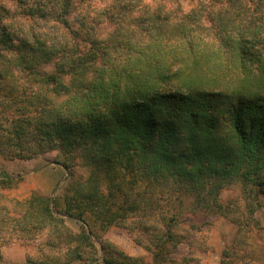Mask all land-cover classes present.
<instances>
[{
  "label": "trees",
  "instance_id": "obj_1",
  "mask_svg": "<svg viewBox=\"0 0 264 264\" xmlns=\"http://www.w3.org/2000/svg\"><path fill=\"white\" fill-rule=\"evenodd\" d=\"M88 1L0 0V156L52 154L70 176L62 199L23 202L2 194L21 179H0V247L41 237L24 264H141L105 238L134 220L150 264H176L181 225L200 228L180 222L183 200L225 216L237 183L256 201L237 219L243 245L264 197V0H153L140 15L115 0L96 13L106 34ZM221 264L240 263L225 251Z\"/></svg>",
  "mask_w": 264,
  "mask_h": 264
},
{
  "label": "rangeland",
  "instance_id": "obj_2",
  "mask_svg": "<svg viewBox=\"0 0 264 264\" xmlns=\"http://www.w3.org/2000/svg\"><path fill=\"white\" fill-rule=\"evenodd\" d=\"M114 1L90 0L86 2V5L84 4L85 12L94 20L88 19L89 24L103 34L112 29L113 22H110L105 16L97 17L96 13L105 11L107 6ZM117 1L121 5L126 3L125 0ZM152 1L128 0L127 5H131V9H123L121 12L124 15L130 10L133 15H140L138 13L146 11L147 7L152 5ZM155 1L161 4L169 2V0ZM178 3L184 12H190L197 5L196 0H178ZM79 13L81 14V12ZM131 19L133 20V18ZM45 70L52 72L54 67L47 65ZM4 178L21 179L17 188L2 193L19 202L29 199L33 194L62 199L70 181L69 174L63 167L55 163L52 154L39 156L28 161H9L0 156V179ZM249 190L237 183L222 191L220 202L225 207L224 211L228 213L225 216H206L204 213L193 210V198H185L177 210L180 212V222L192 223L200 228L199 231H195L190 226L181 225L182 232L187 230L185 233L190 235H188L190 244L182 243L179 245L178 251L174 255L175 263L221 264L223 253L229 251V254L233 253L235 258L238 257L240 264H264V197L259 198L262 208L253 216L255 221L260 224V228H256L255 222H252L250 224L251 231L246 229V234L240 236V239H244L245 243L238 248L235 246L239 230L237 219H240L241 223L248 220L246 216L248 213L247 204L248 202L256 203L253 196H249ZM167 204L169 205L168 201L162 204L164 205L163 209L170 208ZM175 206H178V202ZM245 213L246 215H244ZM67 224L74 231H79V225L76 222L67 220ZM17 235L19 234L13 238H18ZM149 237L143 233L142 229L137 228L134 220L121 226H112L105 234L109 243H112L125 255L140 260L141 264L152 262V254L146 248ZM39 241H42L41 237L37 240L27 239L21 243H12L10 240L1 245L0 253L9 264H24L28 257L37 258L39 256ZM96 243L99 244L97 240ZM242 258L245 259L246 263H242Z\"/></svg>",
  "mask_w": 264,
  "mask_h": 264
}]
</instances>
